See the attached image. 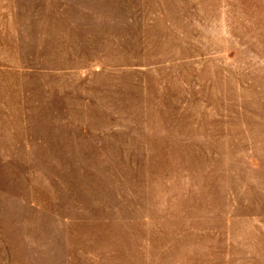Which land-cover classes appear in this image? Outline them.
<instances>
[{
	"label": "rangeland",
	"instance_id": "374dc122",
	"mask_svg": "<svg viewBox=\"0 0 264 264\" xmlns=\"http://www.w3.org/2000/svg\"><path fill=\"white\" fill-rule=\"evenodd\" d=\"M0 264H264V0H0Z\"/></svg>",
	"mask_w": 264,
	"mask_h": 264
}]
</instances>
